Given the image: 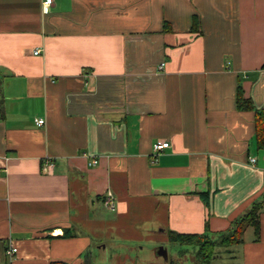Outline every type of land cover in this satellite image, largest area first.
Segmentation results:
<instances>
[{"label":"crops","instance_id":"crops-1","mask_svg":"<svg viewBox=\"0 0 264 264\" xmlns=\"http://www.w3.org/2000/svg\"><path fill=\"white\" fill-rule=\"evenodd\" d=\"M239 85L264 107V0H0V264H89L108 190L114 219L151 200L165 233L227 229L264 199ZM260 220L221 264H264Z\"/></svg>","mask_w":264,"mask_h":264},{"label":"rangeland","instance_id":"rangeland-1","mask_svg":"<svg viewBox=\"0 0 264 264\" xmlns=\"http://www.w3.org/2000/svg\"><path fill=\"white\" fill-rule=\"evenodd\" d=\"M136 203V202H135ZM132 202V205L135 204ZM143 207L133 206L130 217L114 219L115 211L103 207L98 201L96 213L101 215L88 229L92 231L94 243L89 250V264H193L196 263L198 246L182 245L168 240V234L161 230L157 223L164 221L163 210L155 216L150 208L151 200L141 201ZM110 218V219H109ZM128 219L131 223L124 222ZM102 219V220H100ZM104 219V221H103ZM109 219V221H107ZM124 223V226H123ZM133 224V225H132ZM213 236V235H212ZM103 245H106L103 247ZM164 246L168 258L157 253V248ZM226 246H216L215 263L221 264L226 257ZM214 257V258H215ZM213 258V259H214ZM213 263V260H212Z\"/></svg>","mask_w":264,"mask_h":264},{"label":"trees","instance_id":"trees-1","mask_svg":"<svg viewBox=\"0 0 264 264\" xmlns=\"http://www.w3.org/2000/svg\"><path fill=\"white\" fill-rule=\"evenodd\" d=\"M198 19L194 17V27H197ZM237 104L241 110L254 111V126L255 138L257 147L264 149V107L257 108L250 97L244 95V90L241 85L238 86ZM5 115L4 99L0 97V119ZM204 199L207 201L208 192L203 193ZM264 204L263 200H256L253 204L241 215L236 217L231 225L217 233H211L208 229L201 233L177 232L168 230V240L173 243L184 245L198 246L197 260L193 264H213L212 260L215 257L214 250L216 246H230L239 244L243 241L245 230L249 226L255 229L256 239L260 237L261 220L260 211ZM67 232H64L66 235ZM213 235V236H212ZM47 264H68L64 260H52Z\"/></svg>","mask_w":264,"mask_h":264},{"label":"built area","instance_id":"built-area-1","mask_svg":"<svg viewBox=\"0 0 264 264\" xmlns=\"http://www.w3.org/2000/svg\"><path fill=\"white\" fill-rule=\"evenodd\" d=\"M52 0H44V3L46 4H49L51 3ZM34 52L36 54H38L40 52V49H36L34 50ZM163 68V63L159 65V69ZM36 123L41 126V125H44L46 120L45 118L43 117H38L35 119ZM171 145V142L170 140H165V139H159L155 142L154 144V149H155V152L156 154L160 151H162L163 149L169 147ZM250 159V162L252 164H254L256 162V158L255 157H249ZM155 160V157L153 158V161ZM99 162V159L97 157H93L90 161H89V165H96L98 164ZM53 165H54V160L53 158L51 157H48L44 160V164L42 165V169L44 171H51L52 168H53ZM104 204L106 205V207L110 208V209H113L115 208V197H114V194L111 190H108L105 195H104ZM17 246H14V245H9L6 249V253L12 257L13 254L17 251Z\"/></svg>","mask_w":264,"mask_h":264},{"label":"water","instance_id":"water-1","mask_svg":"<svg viewBox=\"0 0 264 264\" xmlns=\"http://www.w3.org/2000/svg\"><path fill=\"white\" fill-rule=\"evenodd\" d=\"M157 253L159 255H163L165 258H168V252L164 246H160L157 248Z\"/></svg>","mask_w":264,"mask_h":264}]
</instances>
